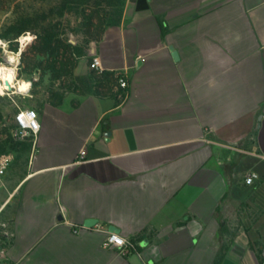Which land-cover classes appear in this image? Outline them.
Wrapping results in <instances>:
<instances>
[{
  "label": "crops",
  "instance_id": "obj_1",
  "mask_svg": "<svg viewBox=\"0 0 264 264\" xmlns=\"http://www.w3.org/2000/svg\"><path fill=\"white\" fill-rule=\"evenodd\" d=\"M123 1L91 57L128 87L36 107L0 181L2 261L264 264V0ZM112 229L135 251L103 248Z\"/></svg>",
  "mask_w": 264,
  "mask_h": 264
},
{
  "label": "rangeland",
  "instance_id": "obj_2",
  "mask_svg": "<svg viewBox=\"0 0 264 264\" xmlns=\"http://www.w3.org/2000/svg\"><path fill=\"white\" fill-rule=\"evenodd\" d=\"M61 0H0V32L9 22V19L13 17L14 12L18 13H29L34 15L35 13L48 12V10L56 5ZM94 2L91 1L85 6H81L78 12H69L65 10L61 16L57 13H53L47 16V19L43 24H58V30L61 33V39L65 44L71 46L83 47L86 51L87 56L85 58V64L90 69V61L96 44L102 37V34L107 26H110L107 22H104L103 32L99 39H91L86 36L85 33V16L91 14L95 9ZM102 15L106 17H111L115 15L114 8L108 6L106 3H102L101 7ZM84 11V12H83ZM106 18V21L108 20ZM93 28L92 32L95 31V27L99 25V18L94 16L92 19ZM36 45L35 40H30L29 36L21 37L18 41V53L14 52L12 49L15 45H9L6 41L0 39V56L2 57V63L0 65H5L8 67H13L17 71V76L19 78L25 79L26 81V91L22 92L18 89L12 88L4 90L0 93V140L7 137H12L14 140H18L15 137L16 125L14 122V115L19 109H35L42 102L57 99L69 90L68 87L77 78L84 79L86 81H91L93 70L84 76L85 66H81V71L74 73L72 77H62L58 79H53L51 74L47 73L42 75L40 71L34 72L31 75L22 71V60L27 63L28 59H34L35 50L33 47ZM80 60V59H79ZM7 62V64H6ZM78 60L76 61V63ZM76 65V64H75ZM96 78L101 77V73L94 74ZM117 88L115 91L117 92ZM25 143H30L29 141H22ZM10 154L12 159L7 171L8 178L12 181L18 180V178L26 171L30 150L21 153H6Z\"/></svg>",
  "mask_w": 264,
  "mask_h": 264
},
{
  "label": "trees",
  "instance_id": "obj_3",
  "mask_svg": "<svg viewBox=\"0 0 264 264\" xmlns=\"http://www.w3.org/2000/svg\"><path fill=\"white\" fill-rule=\"evenodd\" d=\"M93 1L95 5L94 11L85 16V33L86 36L95 40L99 39L103 32L104 22L109 25H117L122 14L124 5L123 0H61L56 5L51 7L48 12L35 13L30 15L29 13L14 12L9 22L5 24L0 32V39L6 41L9 45H15L12 49L18 53V41L21 37L29 36L30 40H35L36 45L33 47L35 50L34 59H28L27 63L22 60V71L27 74L40 71L42 75L51 74L53 79L62 77H72L73 69L75 68L76 61L87 56L83 47L71 46L65 44L61 39V33L58 30V24H43L47 19V16L53 13H57L59 16L63 14L65 10L69 12H78L81 6H85ZM102 3H106L108 6L114 8L115 15L106 17L102 15L100 9ZM84 12V11H83ZM94 16L99 18V25L95 27V31L92 32ZM106 18L108 20L106 21ZM2 57L0 56V63H2ZM96 71L93 70L91 81L77 78L75 82L69 85L70 90H79L81 94L93 93L99 96H114L122 91L114 92L113 88L117 86L118 79L123 78L113 73L102 72L101 77H94ZM61 96L57 98V101H52V104H59ZM30 143L14 140L12 137H7L0 140V156L6 153H21L30 150Z\"/></svg>",
  "mask_w": 264,
  "mask_h": 264
},
{
  "label": "built area",
  "instance_id": "obj_4",
  "mask_svg": "<svg viewBox=\"0 0 264 264\" xmlns=\"http://www.w3.org/2000/svg\"><path fill=\"white\" fill-rule=\"evenodd\" d=\"M90 69L96 71L97 73H102L101 63L97 56L91 58ZM117 87L122 91H125L127 89L128 82L125 77L118 79ZM119 97L122 96L120 95ZM14 122L16 125L15 137L21 141L26 140L34 143L40 131V122L37 111L31 108L19 109L14 115ZM84 154V151L80 152L79 160H82L84 158ZM11 159L12 157L10 154H2L0 156V181L6 174ZM257 179L258 176L255 173H249L244 177V183L250 184ZM87 228H91L95 231L102 230L99 226H92ZM103 248L116 250L119 255L126 256L129 253L135 251V244L130 239L123 237L117 233L107 232L106 238L103 242ZM3 257L4 251L0 249V264H8L7 262L2 261Z\"/></svg>",
  "mask_w": 264,
  "mask_h": 264
},
{
  "label": "bare ground",
  "instance_id": "obj_5",
  "mask_svg": "<svg viewBox=\"0 0 264 264\" xmlns=\"http://www.w3.org/2000/svg\"><path fill=\"white\" fill-rule=\"evenodd\" d=\"M16 71L13 67L0 65V93L12 88L22 92L26 91V81L25 79L19 78Z\"/></svg>",
  "mask_w": 264,
  "mask_h": 264
},
{
  "label": "water",
  "instance_id": "obj_6",
  "mask_svg": "<svg viewBox=\"0 0 264 264\" xmlns=\"http://www.w3.org/2000/svg\"><path fill=\"white\" fill-rule=\"evenodd\" d=\"M170 50L172 51L173 58H174V59H177V55H176V53L174 52V50H173L172 47H170ZM92 222H93V221L90 219V220H86L84 224H85V226H91V225H92ZM114 230H115V229H112V230H110V231L113 232Z\"/></svg>",
  "mask_w": 264,
  "mask_h": 264
}]
</instances>
